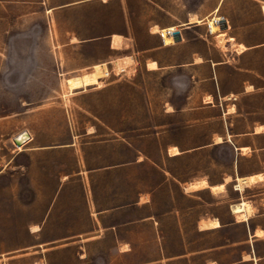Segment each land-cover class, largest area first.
<instances>
[{"label": "rangeland", "instance_id": "374dc122", "mask_svg": "<svg viewBox=\"0 0 264 264\" xmlns=\"http://www.w3.org/2000/svg\"><path fill=\"white\" fill-rule=\"evenodd\" d=\"M211 263L264 264V0H0V264Z\"/></svg>", "mask_w": 264, "mask_h": 264}, {"label": "bare ground", "instance_id": "6f19581e", "mask_svg": "<svg viewBox=\"0 0 264 264\" xmlns=\"http://www.w3.org/2000/svg\"><path fill=\"white\" fill-rule=\"evenodd\" d=\"M188 21H189V23H199V18H198L196 13H191L189 18H188ZM159 30L160 29H159V25L158 24H154V25H152L150 27V31L153 32V33L159 32ZM222 36H224V35H222ZM110 38H111V44H112L113 48L120 49L122 47V42L124 40L123 34L117 33V32H113L110 35ZM218 42L220 44H222L224 42V38L218 36ZM111 44H110V46H111ZM201 60H202L201 57H199V58L196 57L194 59V62H200ZM131 61H132V58H130V56H127V55L126 56H118V57L113 59V62L115 63V66L117 68H119V69H125V67ZM155 64L156 63L154 61L149 63V65L151 67L156 66ZM91 68H92L91 71L86 73V74H83V73L78 74L77 73L78 75L69 76L67 78V85H68L69 89L73 90V89H78V88H81V87H84V86L100 84V78L103 77V76H106V74L108 72L106 62L96 63V64L92 65ZM65 83H66V81H65ZM209 97H208V99H210ZM167 109L168 110L169 109L172 110V107L169 106V108H167ZM220 140H221L220 137H216L215 138L216 142H219ZM22 145L16 147V150L22 151L24 149ZM243 150H244V147L242 148V151ZM179 152L180 151L178 150V148L176 146H172L169 149V153L172 154V155L173 154H177ZM262 175H263L262 173H254V174H249V175H246V176H239L238 175L235 178L236 181H237V186H238V188L242 189L243 184L248 186V184H250L251 182H253V181L256 182V180L260 179L262 177ZM231 180H232V175L231 176L227 175L224 178L223 182H221L219 184H210L204 178L194 179L193 181H190L185 186V190L186 191H194V190H200V189H204V188H210L213 192L216 193L217 191L222 189V187L224 186L225 183H228ZM231 208H233V211L237 213L238 219L244 220V221L247 220L249 217H251V214L253 212V207L245 200H242L240 203L235 204ZM220 225L221 224L219 223V221L216 218L206 219V220H202L201 221L200 229H202V230L212 229V228L219 227ZM30 229L32 231L37 230L38 226L37 225H31ZM261 231L262 230H260V229H256L254 233H255V235H261L260 234ZM249 259H252L251 254L247 253V254L243 255V260H249ZM254 260H255V258H254ZM211 264H214V263H211Z\"/></svg>", "mask_w": 264, "mask_h": 264}, {"label": "water", "instance_id": "95a60500", "mask_svg": "<svg viewBox=\"0 0 264 264\" xmlns=\"http://www.w3.org/2000/svg\"><path fill=\"white\" fill-rule=\"evenodd\" d=\"M31 139V134L27 129L22 130L15 136H13V142L16 146H20Z\"/></svg>", "mask_w": 264, "mask_h": 264}, {"label": "crops", "instance_id": "0c3cea01", "mask_svg": "<svg viewBox=\"0 0 264 264\" xmlns=\"http://www.w3.org/2000/svg\"><path fill=\"white\" fill-rule=\"evenodd\" d=\"M199 21H201L200 18H199ZM188 23H189V22H188ZM199 23H200V22H199ZM159 33H161V31H160ZM201 59H202V58H201ZM201 61H203V60H201ZM201 61H200V62H201ZM195 63H196V62H195ZM26 129L28 130L29 128H26ZM22 130H24V129H20L18 132H16V134H18V133L21 132ZM28 131L30 132V130H28ZM16 134H15V135H16ZM30 134H31V132H30ZM15 135H14V136H15ZM217 137H220L221 140H220L219 142H216L215 139H214L215 144H221V145H224V146L226 145L227 147H229V144H228L225 140H223L221 136H217ZM12 139H13V137H12ZM31 139H32V135H31ZM31 139H30V140H31ZM30 140H28L26 143H24V144L22 145L24 149H26V148L28 147V146H26V144H27L28 142H30ZM234 146H235V149H242V148H243V147H238V148H237L236 145H234ZM15 147H18V146H15ZM24 149H23V150H24ZM229 149H230V147H229ZM179 153H180V152H179ZM244 176H246V175H244ZM33 225H37V226H38V229H37V230H34V231H32V230L30 229L31 232H35V231H39V230H41L40 224H33ZM112 225L114 226V224H112ZM39 245H41V244H39Z\"/></svg>", "mask_w": 264, "mask_h": 264}, {"label": "trees", "instance_id": "16d2710c", "mask_svg": "<svg viewBox=\"0 0 264 264\" xmlns=\"http://www.w3.org/2000/svg\"><path fill=\"white\" fill-rule=\"evenodd\" d=\"M229 152H230V150H229ZM231 153V152H230ZM230 153H229V155H230Z\"/></svg>", "mask_w": 264, "mask_h": 264}]
</instances>
